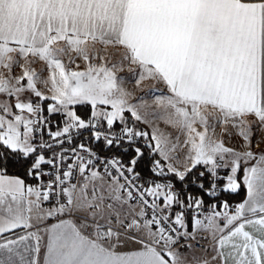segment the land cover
<instances>
[{"label":"snow or ice","instance_id":"1","mask_svg":"<svg viewBox=\"0 0 264 264\" xmlns=\"http://www.w3.org/2000/svg\"><path fill=\"white\" fill-rule=\"evenodd\" d=\"M14 53L50 75L0 77V264H264V0H0L9 73Z\"/></svg>","mask_w":264,"mask_h":264},{"label":"rangeland","instance_id":"2","mask_svg":"<svg viewBox=\"0 0 264 264\" xmlns=\"http://www.w3.org/2000/svg\"><path fill=\"white\" fill-rule=\"evenodd\" d=\"M99 47V46H98ZM113 49L111 47L108 48V52H112ZM16 56V58L20 61V65H23V67L17 65L14 66L11 70V73H9V70L3 67H0V77H8L9 75L14 76V77H21L23 72L26 69H31L32 71H35L41 78H48L50 75V70L47 67V63L45 61H40L34 57H29L28 61H25L24 59L20 58L18 54H12ZM65 63H67V57L62 58ZM98 59L96 61H93L96 64H100L101 61L98 63ZM79 67H76L75 64L71 65V68L76 71H83L86 68V64L83 60H77L76 62ZM129 67H135L134 65H129L125 63L123 71H120L117 73L119 77H123L126 81V87L133 91L136 97L139 96H145L146 99H148L150 102L154 98L155 95H159V92L153 93L147 90L145 88L144 91H141V89H137L134 86V80L132 78V73L129 72ZM23 83L26 84V79L22 81ZM153 81H145L144 85H152ZM143 87V86H142ZM157 87H161V85H157ZM37 88L40 90L44 95L50 96L51 93L48 91L47 88H45L42 84L37 83ZM48 102V101H47ZM47 106V103L45 104ZM207 115V113H205ZM211 119V117H209ZM145 127V129H148L147 125H142ZM161 128H164L165 126L163 124L160 125ZM195 127L199 131H203V127L200 124H196ZM168 131H172V129H167ZM239 129L238 128H233L230 124H217V127L215 129V139H217L220 142H226L225 145L229 147H234L236 150H241L244 146L249 144V141H244L243 137L239 135ZM228 133H231V137H229ZM258 136H250V150L251 151H261L264 150V142H260L255 145V141H259ZM184 137L181 136V140H183ZM69 217V216H66ZM191 243V242H190ZM188 250V249H187ZM191 252H194L195 254H201L199 252V249H193Z\"/></svg>","mask_w":264,"mask_h":264},{"label":"crops","instance_id":"3","mask_svg":"<svg viewBox=\"0 0 264 264\" xmlns=\"http://www.w3.org/2000/svg\"><path fill=\"white\" fill-rule=\"evenodd\" d=\"M99 46V45H98ZM100 47V46H99ZM99 60V59H98ZM100 62V60L98 61V63ZM209 111H211V109L209 108ZM258 138V137H257ZM226 143V142H225ZM258 143H260L259 141H255V145L256 144H258ZM226 146H227V144H226ZM253 153H254V155L255 156H259V155H261V154H264V150H261V151H253ZM255 163V160H250L249 161V165H252V164H254ZM246 189V188H245ZM245 198H246V195H245ZM244 198V199H245ZM44 207H48V205H44ZM63 218H65V219H73V217H63ZM58 222V219L57 218H48L46 221H44L42 224H38V225H36V227H39V228H43V227H47V226H50L51 224H53V223H57ZM33 223H35V221H33ZM74 223H77V224H79L80 223V221H78V220H75L74 219ZM29 230H32V231H34L35 230V228H33V229H29ZM17 231V234H20V232L21 231H23V230H16ZM90 233H91V229H89V230H86L85 232H84V234L85 235H90ZM29 243H32L31 241H29ZM107 246V245H106ZM139 248V245H137V244H135V243H133V242H129V243H127V244H124L122 247H120L118 250H120V251H128V250H137ZM43 248H42V250H41V253H40V261H41V264H42V260H43ZM180 251L181 252H183V253H185V255L186 256H188L189 258H191L192 257V255H193V253L194 252H191V251H189V250H187V249H185V248H180ZM196 255H200V254H196ZM207 255L210 257L211 255H212V253L211 252H208L207 253ZM217 264H218V262H217Z\"/></svg>","mask_w":264,"mask_h":264},{"label":"trees","instance_id":"4","mask_svg":"<svg viewBox=\"0 0 264 264\" xmlns=\"http://www.w3.org/2000/svg\"><path fill=\"white\" fill-rule=\"evenodd\" d=\"M46 103H48V102L47 101L44 102L45 108H46V105H45ZM86 107H88V106H77V109H78V111H83ZM52 120L54 122L58 121V120H60V117L59 116H53ZM140 127L145 129V127L142 126V125H140ZM53 130H55V128H53ZM46 155H47V153H46ZM45 167H47V166H45ZM140 169H144V165H141L138 170H140ZM9 171L10 172H14L15 170L14 169H10ZM144 174L147 175L146 169H144ZM45 179H47V177H45ZM241 183H242V180H241ZM245 195H246V189L244 187H242L241 190L238 193H236V194H232V193H224L223 194V196L225 198H229L230 202H232V203L242 202V200L245 198ZM207 199L208 198L205 196V200H207Z\"/></svg>","mask_w":264,"mask_h":264},{"label":"built area","instance_id":"5","mask_svg":"<svg viewBox=\"0 0 264 264\" xmlns=\"http://www.w3.org/2000/svg\"><path fill=\"white\" fill-rule=\"evenodd\" d=\"M45 139H48V137L47 136H45ZM192 244H196L197 242L196 241H190ZM196 249H198V248H196Z\"/></svg>","mask_w":264,"mask_h":264}]
</instances>
